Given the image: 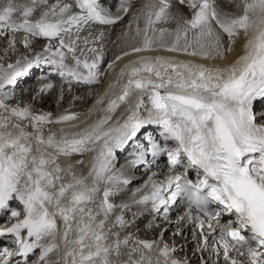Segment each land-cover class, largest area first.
<instances>
[{
  "label": "snow or ice",
  "instance_id": "snow-or-ice-1",
  "mask_svg": "<svg viewBox=\"0 0 264 264\" xmlns=\"http://www.w3.org/2000/svg\"><path fill=\"white\" fill-rule=\"evenodd\" d=\"M127 3H121L125 13ZM178 3L184 5L185 0ZM231 5L235 10L229 12L217 0H188L187 18L172 14L170 0H159L152 6L155 11L146 13L144 28H136L132 39L143 33L142 45L132 46V53L161 47L223 61L242 40L241 54L211 67L160 56L133 60L119 71V93L111 91L116 84L109 85L105 115L66 133L48 126L75 120L76 115L53 119L29 105L13 107L6 103L13 96L5 88H14L18 78L43 64L53 65L69 84L97 83L103 52L80 47L81 42L89 44L81 33L94 24H115L120 17L106 14L102 0H0V37L7 39L11 51L19 41L31 53L7 67L0 65V216L5 217L0 237L14 245L0 249V264H180L170 258L174 249L167 243L160 246L131 234L121 239L119 229L126 221L122 215L111 219L116 205L110 202L113 191L108 185L119 179L109 174L114 150L148 125L159 126L163 142L149 135L147 146H138L131 163L146 164L149 154L166 156L169 174L159 181L149 177V192L138 203L151 202L153 211L162 209L165 215L174 204L186 205L181 219L201 232L205 225L211 229L217 254L222 248L229 264H264V251L259 250L264 249V112L257 115L254 110V102L264 100V0H231ZM170 19L177 24L173 32L154 27ZM89 52L94 55L89 57ZM53 88L44 83L38 92ZM121 105L126 106V118L109 125ZM85 152H95L86 176L77 177L71 166L57 163L60 156ZM224 216L228 218L222 222ZM73 232L75 238H70ZM154 244L155 259L146 254ZM232 252L243 259L233 258Z\"/></svg>",
  "mask_w": 264,
  "mask_h": 264
},
{
  "label": "bare ground",
  "instance_id": "bare-ground-1",
  "mask_svg": "<svg viewBox=\"0 0 264 264\" xmlns=\"http://www.w3.org/2000/svg\"><path fill=\"white\" fill-rule=\"evenodd\" d=\"M170 2L173 4V8L170 9V11L174 16L183 15L187 18H190L191 13L187 8L188 0H185L184 5H180L178 0H170ZM121 3L122 0H102V7L105 9L106 14L112 18L119 16L120 19H118L115 24L110 25L94 24L91 29L81 33L82 38L87 37L89 39V44L85 46L81 42L80 47L96 48L98 52H103V61L100 64V75L97 83L83 84L73 81L71 84H69L66 81H63L61 77L58 78V74L57 77H55L56 74L55 76H53L54 74H49L55 68L53 65L43 64L30 70V78H28L27 75L18 78L17 88L19 86L21 87L24 82L27 83L34 79L33 75L36 73L38 74L41 70L43 73L40 72L39 76L45 77L46 79L48 78V80L45 79V82H53L54 88L44 92L43 94H39V85H41L44 80L38 81L34 84V86H25L23 89L15 90V93L10 90L12 89L11 86H6V88L9 89L8 92H11L13 96V98L6 101V103L13 107L19 106L20 102L22 103V101L25 103V105L33 103L37 111L51 113L53 119H57L61 115H76L77 119L75 120L63 124H53L54 127L52 130L58 132L59 129L63 128L66 130V133L78 132L82 128L95 122L105 115L102 109L107 105L108 97L105 96V93L109 92V85L116 84L120 69L133 60H137L144 56H160L175 61L202 63L205 66L211 67L214 65L222 66L223 64L230 63L236 58L237 55L241 54L242 40L237 41L236 45L234 46V51L229 53L227 59L223 61L211 59L205 60L201 57H191L183 52H169L161 47H156L153 51L132 53V46L142 45L143 33H141L140 37L132 39V37L136 36V28L138 26L141 29L144 28L146 13L149 10L155 11L156 8L152 6L158 5L159 0H128L126 6L129 8V11L127 13H125L121 8ZM217 4L224 11L231 12L235 10L234 6L231 5V0H217ZM146 5L148 7H145ZM107 6H109V9H107ZM154 27L157 29L166 28L169 32H173L177 27V24L175 20L170 19L167 23L161 21L154 25ZM114 30H117V32ZM89 32H91V35H89ZM149 35H152V33L149 32ZM156 35H159L158 31ZM189 36H191V33H189ZM4 39L5 40L3 41V44L0 45V65L7 67L9 63H15L17 59H20L22 54L31 55L30 52L26 53L23 44L19 41L16 44V51H11L8 47L7 39L5 37ZM224 39L226 41L227 38L224 37ZM166 40H171L167 34ZM182 43L183 41H181V44ZM40 44H43L42 40L38 42L35 51L38 52L41 50L39 46ZM124 51L130 52L131 55L124 56ZM87 55L92 57L94 54L89 52ZM117 55L121 56L120 60H115ZM113 61H115L114 66L113 68L109 69L108 65L113 63ZM35 69H39L40 71L36 72ZM126 79L127 77L124 78L125 81ZM57 82L60 83L62 95L59 101L61 105L59 108V114L55 115L54 110L57 103ZM120 87V84H116L115 88L111 91L113 93H119ZM74 93H76L75 100L73 102L74 106L72 105L70 109H67L66 107L74 96ZM86 97L88 98L87 102L85 100ZM101 98L104 99V104H97V101ZM144 103L147 105V97L144 98ZM254 110L257 115L261 112H264V100H257L254 102ZM140 111L141 115H146V112L143 108H141ZM5 115H7V113H5ZM126 116V106L121 105V107L117 109L115 113H112V120L109 121V125H114L117 120L122 122ZM160 131L161 129L159 126H145L140 130L137 136L133 138V140L128 141L123 148L114 150V156L112 158L111 165L112 171L109 174H115L119 179L108 186L111 187L113 191V195L110 197V202L116 205L111 217L112 221H114L116 215H122L126 221V226L123 229H119L121 239L125 235L131 234L133 239L155 241L156 244H159L160 246H162L164 243H167L170 249H174V251L170 253V258L179 260L180 264H186L188 260V264H202L203 262L206 264H229V261L224 259L223 252L221 250H219V254H217L216 247H214L215 244L213 241V234L208 236L207 248L200 244V237H194L192 235L188 220H182L179 217L181 214V204L177 203L172 205L169 208L167 215H165L162 209L159 212L153 211L152 204L138 203L141 197L145 195L148 190L146 189L147 187H145V184L148 183L153 168L157 167L159 163H164L165 160H162L161 157L153 158L151 154H149L146 157L148 161L146 164L148 167L149 164L153 163V167L143 168L142 170L140 169L141 166L146 164H138V166L134 167L131 163V160L135 159L136 153L139 151V145H144L145 147L147 146V137L149 135H151L154 140L161 143L162 137L160 136ZM49 151L52 150L49 149ZM89 153H93L95 155V152H85L80 155ZM57 163L62 168H68L71 166L72 173L77 177L81 176L82 174L81 168L83 166L81 165L80 167L79 165H74L69 159H66L65 157H58ZM88 170L89 167H85L86 175ZM65 179H70V177L66 176ZM125 180H127L128 183L125 184L123 182ZM88 183H91V181L89 180ZM125 204L127 207H122V205ZM12 206L17 207L18 202L13 201ZM146 206H148V208L142 209ZM227 218V216L222 217V222L226 221ZM57 223L62 231L63 222L58 218ZM145 224H147V226ZM73 227L75 228V224H73ZM215 235L218 237L219 233H216ZM70 238H75V232L72 233ZM110 242L111 240L109 243ZM156 244H154L150 253H146L147 255L153 257V259L158 256ZM197 244H199V246ZM1 245L2 247H0V249H3V247H14V245L11 244L10 239L3 237L0 238V246ZM132 246L134 245L130 243L129 247ZM259 250L264 251V249ZM232 257L239 258L236 256V253L233 254ZM36 258V256H33L32 259L35 260ZM121 259H126V257H122ZM160 259L162 260L163 257H160ZM13 260H21V258L17 259L14 257Z\"/></svg>",
  "mask_w": 264,
  "mask_h": 264
},
{
  "label": "rangeland",
  "instance_id": "rangeland-1",
  "mask_svg": "<svg viewBox=\"0 0 264 264\" xmlns=\"http://www.w3.org/2000/svg\"><path fill=\"white\" fill-rule=\"evenodd\" d=\"M114 31H116L117 32V30H114ZM115 33V32H114ZM5 39H4V37H0V45H2L3 44V41H4ZM35 71L37 72H39L40 70L38 69H35ZM34 71V72H35ZM40 72H42V70L40 71ZM39 72V73H40ZM39 73L37 74H34L33 75V77H34V79H32V80H30L29 82H24V84H22L21 85V87L19 86L18 88H17V84L15 85V87L13 88V87H11L12 89H10L13 93H15L16 91L15 90H18V89H23L25 86H34V84L35 83H37L38 81H41V77L42 76H39ZM43 73V72H42ZM49 74H54L53 76H55V74H56V76L55 77H57V73H56V71H55V68L52 70V72H50ZM48 74V75H49ZM31 74H28L27 75V77L28 78H30L31 76H30ZM60 76L58 75V78H59ZM46 80H48V78L46 79ZM44 83H51V84H53V82H51V81H48V82H45V80H44V82L42 83V84H44ZM42 84L41 85H39L40 86V88H41V86H42ZM56 86H57V103H56V108H55V110H54V113H55V115H58L59 114V108L61 107V105H60V98H61V95H62V90H61V87H60V83H58L57 82V84H56ZM5 91H9V89H7V88H5ZM75 94L76 93H74V96L72 97V99H71V101L69 102V104L67 105V109H70V108H68V107H71L73 104V102H74V100H75ZM85 100H86V102L88 101V98L86 97L85 98ZM29 106H31L32 107V109L33 110H36V107H35V105L33 104V103H31V104H28ZM71 105V106H70ZM19 106H21V107H23V106H25V103L22 101V103L20 102V105ZM258 109H259V107H258ZM49 128H53L54 126H53V124L52 125H49L48 126ZM46 131H47V129H46ZM149 164V163H148ZM146 166H147V164H146ZM144 168V167H143ZM155 214V213H154ZM3 222H5V217L2 219V220H0V223H3ZM146 226H147V224H145ZM186 237H187V235H186ZM199 242H200V244L201 243H203V239H201V240H199ZM198 246H199V244H197ZM197 246V247H198ZM33 258V257H32ZM35 258V257H34ZM202 259V258H201ZM201 262H202V260H201ZM189 263V260L186 262V264H188ZM202 264H206L205 262H203Z\"/></svg>",
  "mask_w": 264,
  "mask_h": 264
}]
</instances>
